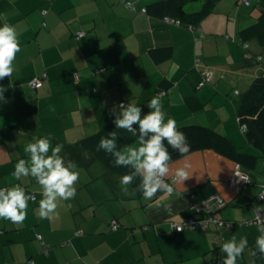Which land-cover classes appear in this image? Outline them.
Returning a JSON list of instances; mask_svg holds the SVG:
<instances>
[{
    "label": "crops",
    "instance_id": "1",
    "mask_svg": "<svg viewBox=\"0 0 264 264\" xmlns=\"http://www.w3.org/2000/svg\"><path fill=\"white\" fill-rule=\"evenodd\" d=\"M128 1L0 0V189L11 191L0 196V264H264V226L247 223L264 211V151L237 115L264 75V44L237 23L240 5L257 21V1L219 0L225 19L211 13L195 28L142 11L160 0ZM125 117L211 127L259 155L244 169L250 183L233 188L241 165L213 149L157 167L134 142L124 155L151 185L140 192L75 145ZM24 187L33 200L12 193ZM214 195L233 226L175 231L193 201Z\"/></svg>",
    "mask_w": 264,
    "mask_h": 264
},
{
    "label": "trees",
    "instance_id": "2",
    "mask_svg": "<svg viewBox=\"0 0 264 264\" xmlns=\"http://www.w3.org/2000/svg\"><path fill=\"white\" fill-rule=\"evenodd\" d=\"M218 1L160 0L149 4L142 11L160 17L170 24L195 28L213 13ZM247 1L248 4L245 5L250 4L249 0ZM118 2L126 5L131 3L128 0H118ZM259 2L263 10L261 9L257 21L250 25L247 31L256 34L257 39L264 44V0ZM81 34L82 32H79V35ZM164 50L169 54L172 51L171 48ZM244 51L246 56L249 50L244 48ZM237 115L241 130L245 132L249 142L259 151H264V75L256 77L240 95ZM243 125L245 130L242 129ZM134 142L141 145L147 158L157 167L171 163L187 153L204 149L217 151L237 162L243 169L254 168L259 158L257 154L240 151L228 136L203 124L192 123L161 129L146 120L134 117L110 122L97 132L78 140L75 145L93 155L107 170L122 174L140 192H147L151 189L150 182L124 155V149ZM40 175H42L41 180L38 179ZM44 179L43 174L37 175V181ZM6 189L7 193L4 195L11 193L9 188ZM15 192H25L27 195V188H17L12 191L13 194L18 195L19 193Z\"/></svg>",
    "mask_w": 264,
    "mask_h": 264
},
{
    "label": "built area",
    "instance_id": "3",
    "mask_svg": "<svg viewBox=\"0 0 264 264\" xmlns=\"http://www.w3.org/2000/svg\"><path fill=\"white\" fill-rule=\"evenodd\" d=\"M245 4H248V1H244ZM171 22H175V20L169 19ZM179 23V22H177ZM245 49H247V45H243ZM246 56H249V53H246ZM211 75L209 72L205 73V79H210ZM39 80L36 79L32 81L31 86L36 87L38 85ZM242 129L245 130V126H242ZM39 180L42 179V175L38 177ZM250 183L249 177L245 170L239 166L232 177L229 180V184L237 189V190H242L248 186ZM7 193L6 188H1L0 189V195H4ZM18 194L19 192H15ZM262 195H264V187L262 190ZM27 198L29 200H33L35 197L31 193H27ZM226 201L219 195H214L213 197L206 198L202 201L201 204L197 203L196 201H193L192 204V210L193 213L182 219V221L175 222L173 223V227L175 231H183L184 229L187 228H196V227H201V228H207L209 224H214L218 226V228L222 229L223 227H230L234 225V222L231 221H226L222 219L221 217H218L216 212L221 210L223 207H225ZM260 223L264 226V211L258 210L257 214L254 219L249 220L247 223ZM111 227L112 229H117L119 227V223L117 220H112L111 222ZM81 232H77V234H80ZM218 236L216 237V245L217 247H220L223 245V235L222 232L217 234Z\"/></svg>",
    "mask_w": 264,
    "mask_h": 264
},
{
    "label": "rangeland",
    "instance_id": "4",
    "mask_svg": "<svg viewBox=\"0 0 264 264\" xmlns=\"http://www.w3.org/2000/svg\"><path fill=\"white\" fill-rule=\"evenodd\" d=\"M236 1V0H235ZM257 1V3L256 4H253V6L251 7V8H249V10H252L251 12L253 13V12H255L256 11V13H259L256 17H259V15L261 14V9L263 8V6L261 5V3H259V0H256ZM241 4H243V3H241ZM234 6H236V4L234 5ZM240 7V9H241V13H243V18H239V20H238V22L237 23H239V24H242V23H244V25H242L241 27H247V25L249 24V25H251V24H253L255 21H256V19L254 20L253 18H247V17H249L250 16V14L248 13V11H247V8L246 7H244V6H242V5H240L239 6ZM220 10V9H219ZM235 10V8L233 9V11ZM263 10V9H262ZM216 11V10H215ZM215 14V15H214ZM212 20L213 19H216L217 21L221 18L222 20L223 19H225L224 17H220L219 15H217L216 13H213L212 14ZM236 16V15H235ZM241 19V20H240ZM211 20V21H212ZM251 23V24H250ZM248 25V26H249ZM244 57H246L245 55H244ZM252 59H255V60H257L258 62H259V60L257 59V58H251L250 60L252 61Z\"/></svg>",
    "mask_w": 264,
    "mask_h": 264
},
{
    "label": "clouds",
    "instance_id": "5",
    "mask_svg": "<svg viewBox=\"0 0 264 264\" xmlns=\"http://www.w3.org/2000/svg\"><path fill=\"white\" fill-rule=\"evenodd\" d=\"M248 49V48H247Z\"/></svg>",
    "mask_w": 264,
    "mask_h": 264
}]
</instances>
